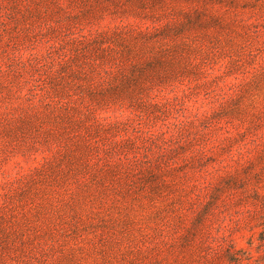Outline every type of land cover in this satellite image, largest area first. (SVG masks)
I'll return each mask as SVG.
<instances>
[{
	"label": "trees",
	"instance_id": "trees-1",
	"mask_svg": "<svg viewBox=\"0 0 264 264\" xmlns=\"http://www.w3.org/2000/svg\"><path fill=\"white\" fill-rule=\"evenodd\" d=\"M106 1L105 10L112 4L118 22L92 30L91 0H12L11 9L0 0V150L34 159L42 155L1 184L0 247L12 248L18 235L25 242L24 226H32L25 213L31 210L78 225L79 208L89 204L91 189L101 196L125 189L138 198L151 194L150 204L156 203L155 194L171 197L174 211L190 193H204L210 196L209 209L199 212L208 218L225 193L246 191L252 179L237 170L211 185L187 171L178 179L172 173L180 160L190 166L191 156L211 153L215 140L206 136L210 114L193 113L185 92H165L191 75L193 66L205 64L207 57L199 56L204 48L218 52L224 19L198 8L186 11L184 21L166 17L167 0ZM194 17L203 29H216L210 46L203 35L186 34ZM33 187L46 196L33 193ZM259 187L252 195L242 191L241 199L250 203L253 197L264 206ZM20 195L21 219L8 214ZM256 225L264 244L263 213ZM220 245L228 261L248 259L231 239Z\"/></svg>",
	"mask_w": 264,
	"mask_h": 264
},
{
	"label": "rangeland",
	"instance_id": "rangeland-1",
	"mask_svg": "<svg viewBox=\"0 0 264 264\" xmlns=\"http://www.w3.org/2000/svg\"><path fill=\"white\" fill-rule=\"evenodd\" d=\"M4 2L11 9L12 0ZM89 4L92 30L118 22L113 19L116 9L112 4L105 10L104 5L109 4L106 0H91ZM195 8L219 15L227 23L218 32L219 50L214 53L204 48L199 56L207 57L205 64L193 66L191 75L165 94L185 92L186 104L193 113L210 114L212 125L206 136L215 143H210L211 153L204 158L191 156L190 166L180 160L173 177L178 179L187 171L193 180L213 185L238 170L252 178L245 184L246 191L240 188L234 195L225 193L207 218L200 215L209 209L210 196L204 193H190L182 208L174 211L171 197L155 194L157 201L150 204L147 197L151 194L138 198L125 189L101 196L91 189L87 198L91 213L89 204L79 208L83 219L78 225L51 218L53 213H25L32 219V226H24L26 240L20 242L18 235L12 248L2 245L0 264H240L228 261L220 245L230 239L248 257L243 264H264V244L258 239L261 226L256 225L264 206L253 197L248 198L250 203L241 199V192L252 195L256 184L264 195V0H167L162 10L166 17L184 21L186 11L193 13ZM15 15L7 14L12 18ZM215 31L213 27L203 29L195 17L185 30L190 36L203 35L207 46ZM2 148L0 191L9 174L19 167L29 170L42 158ZM32 192L41 198L44 195L35 187ZM64 198L68 196L64 194ZM22 200L20 195L10 203L9 215L22 218ZM255 209L262 212L251 215L249 210ZM66 212L70 210L66 208ZM50 221L53 230L49 229ZM37 230L42 234L36 236ZM43 244L52 249L42 252Z\"/></svg>",
	"mask_w": 264,
	"mask_h": 264
}]
</instances>
